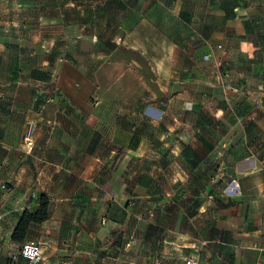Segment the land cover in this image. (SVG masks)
<instances>
[{"label":"crops","instance_id":"0c3cea01","mask_svg":"<svg viewBox=\"0 0 264 264\" xmlns=\"http://www.w3.org/2000/svg\"><path fill=\"white\" fill-rule=\"evenodd\" d=\"M42 194V264H264V0H0V264Z\"/></svg>","mask_w":264,"mask_h":264},{"label":"built area","instance_id":"2783aa9c","mask_svg":"<svg viewBox=\"0 0 264 264\" xmlns=\"http://www.w3.org/2000/svg\"><path fill=\"white\" fill-rule=\"evenodd\" d=\"M218 48H223L222 44H218ZM210 54H207L209 56ZM37 122L29 120L23 134V144L27 151H32L35 146V134ZM206 240H201L194 252L190 253L181 263L163 262L159 257H155L152 264H200L201 253ZM24 260V262H23ZM44 253L40 242L35 240H27L18 250L9 251V260L7 264H42ZM257 264H261L258 262Z\"/></svg>","mask_w":264,"mask_h":264},{"label":"trees","instance_id":"16d2710c","mask_svg":"<svg viewBox=\"0 0 264 264\" xmlns=\"http://www.w3.org/2000/svg\"><path fill=\"white\" fill-rule=\"evenodd\" d=\"M50 216H51L50 198L48 195L42 194L37 209L34 211L27 209L20 216L19 221L12 235L13 241L22 242L23 244L25 242L24 240L27 236V232L31 223H43L49 220Z\"/></svg>","mask_w":264,"mask_h":264},{"label":"rangeland","instance_id":"374dc122","mask_svg":"<svg viewBox=\"0 0 264 264\" xmlns=\"http://www.w3.org/2000/svg\"><path fill=\"white\" fill-rule=\"evenodd\" d=\"M221 44V43H220ZM223 45V44H222ZM217 47H218V45H217ZM221 49V48H220ZM224 49V46H223V48H222V50ZM224 58V57H223ZM223 59H219L218 58V60H217V62H218V65H219V73H218V76H219V80H220V83H221V85L223 86V87H225L226 88V80H225V72L223 71V68H222V64H223V61H222ZM263 102V99H260V100H258V103H262ZM196 249V248H195Z\"/></svg>","mask_w":264,"mask_h":264}]
</instances>
